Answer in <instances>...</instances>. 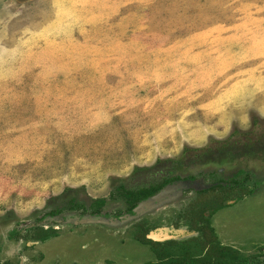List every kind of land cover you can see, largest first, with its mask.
Instances as JSON below:
<instances>
[{
  "label": "rangeland",
  "instance_id": "374dc122",
  "mask_svg": "<svg viewBox=\"0 0 264 264\" xmlns=\"http://www.w3.org/2000/svg\"><path fill=\"white\" fill-rule=\"evenodd\" d=\"M256 99L264 0H0V264H140L156 261L153 249L203 255L205 237L183 216L189 189L124 220L122 202L107 199L101 217L116 221L67 217L47 242L25 227L65 186L108 198L116 183L131 185L134 165L177 156L198 129ZM218 165L249 171L254 192L204 216L219 243L259 255L264 158ZM11 229L23 236L9 238ZM155 229L163 236L141 243Z\"/></svg>",
  "mask_w": 264,
  "mask_h": 264
},
{
  "label": "trees",
  "instance_id": "16d2710c",
  "mask_svg": "<svg viewBox=\"0 0 264 264\" xmlns=\"http://www.w3.org/2000/svg\"><path fill=\"white\" fill-rule=\"evenodd\" d=\"M264 158V117L253 114L250 125L246 129L234 127L225 138H208L202 146L184 145L179 154L173 158H156L148 166L134 165L129 174L131 185L118 182L112 186L106 197H85L76 195L73 187L65 186L57 195L58 203L48 205L25 230L33 232L35 240L44 241L57 235V229L51 225L42 227L37 222L44 217L60 216L65 219L72 216H107L103 208L107 199L120 201L123 204L124 213H130L131 208L141 199L151 195L166 183L177 180L188 181L192 186L194 200L184 207L183 216L190 220L191 228L202 232L205 237L200 249L205 252L201 256H192L187 250L179 253H170L169 249L158 252L153 249L157 258L156 262L144 264H264V252L244 256L237 249L222 245L215 238L207 216L226 206L225 201L239 199L243 195L254 192L247 186L250 173L247 170L237 168L226 174L225 167L220 162L230 164L243 162L247 159ZM225 175V176H223ZM117 180V178H114ZM197 180L203 186L194 181ZM56 199L49 198L48 203ZM67 213V215H64ZM119 212L114 213V216ZM7 236L16 240L23 235L17 230L11 229ZM142 243H156L145 237L143 232L140 239ZM173 242V241H168ZM204 247V248H203Z\"/></svg>",
  "mask_w": 264,
  "mask_h": 264
},
{
  "label": "water",
  "instance_id": "95a60500",
  "mask_svg": "<svg viewBox=\"0 0 264 264\" xmlns=\"http://www.w3.org/2000/svg\"><path fill=\"white\" fill-rule=\"evenodd\" d=\"M194 182L198 183L199 186L201 185V183L198 182L197 180H195ZM191 186L192 185L185 180H177L174 182L166 183L151 195L139 200L131 208L130 213H123L122 215L118 216L117 219L120 220L131 219L138 215H141L151 209L158 207L159 205H162V203L175 198L179 193H181L183 190ZM65 219H62L60 216L44 217L41 219V225L42 226L58 225L64 223ZM114 221H116V218L114 217H110L107 220H104L101 216H93L86 214L82 217L75 218V220H73V223L75 224L78 223L84 224V223H92V222L112 223ZM160 233H161L160 229H155L149 232V234L145 235V237L153 240L159 239L161 236H163V234ZM165 235H169V234L165 233Z\"/></svg>",
  "mask_w": 264,
  "mask_h": 264
},
{
  "label": "crops",
  "instance_id": "0c3cea01",
  "mask_svg": "<svg viewBox=\"0 0 264 264\" xmlns=\"http://www.w3.org/2000/svg\"><path fill=\"white\" fill-rule=\"evenodd\" d=\"M251 112L259 117H264V99H256L238 110L231 109L224 117L217 118L218 121L215 122L214 125L208 126L206 129H198L196 131V137L192 141L185 142V144L190 146H201L208 137L223 138L229 134L234 127L246 129L250 125L249 118Z\"/></svg>",
  "mask_w": 264,
  "mask_h": 264
},
{
  "label": "flooded vegetation",
  "instance_id": "af4514ba",
  "mask_svg": "<svg viewBox=\"0 0 264 264\" xmlns=\"http://www.w3.org/2000/svg\"><path fill=\"white\" fill-rule=\"evenodd\" d=\"M122 214H123V213H122ZM141 243H142V242H141ZM152 253H153V250H152ZM156 261H157V258H156ZM156 261L148 260L147 262H156ZM144 262L147 263L146 261H143V262H141L140 264H144ZM134 263H135V262H134ZM134 263H133V264H134ZM135 264H137V263H135Z\"/></svg>",
  "mask_w": 264,
  "mask_h": 264
}]
</instances>
